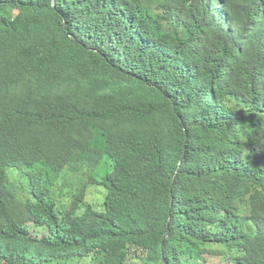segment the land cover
Masks as SVG:
<instances>
[{"label":"trees","instance_id":"obj_1","mask_svg":"<svg viewBox=\"0 0 264 264\" xmlns=\"http://www.w3.org/2000/svg\"><path fill=\"white\" fill-rule=\"evenodd\" d=\"M217 262L264 264V0H0V264Z\"/></svg>","mask_w":264,"mask_h":264},{"label":"rangeland","instance_id":"obj_2","mask_svg":"<svg viewBox=\"0 0 264 264\" xmlns=\"http://www.w3.org/2000/svg\"><path fill=\"white\" fill-rule=\"evenodd\" d=\"M110 166H111V164L103 163L102 167L99 169L98 173L96 174L97 178L102 179L109 172H111ZM104 196L105 195L102 196V199L99 203H101L104 200ZM40 233L43 234V231H41ZM211 264H220V263L217 262V263H211Z\"/></svg>","mask_w":264,"mask_h":264}]
</instances>
